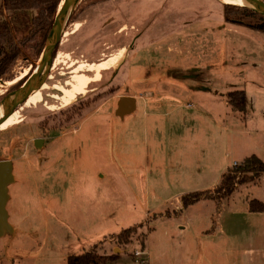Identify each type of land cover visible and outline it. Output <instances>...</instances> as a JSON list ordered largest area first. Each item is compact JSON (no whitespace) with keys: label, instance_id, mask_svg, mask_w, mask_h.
I'll return each mask as SVG.
<instances>
[{"label":"rangeland","instance_id":"rangeland-1","mask_svg":"<svg viewBox=\"0 0 264 264\" xmlns=\"http://www.w3.org/2000/svg\"><path fill=\"white\" fill-rule=\"evenodd\" d=\"M225 4L236 3L78 1L49 86L0 128V160L14 162L8 210L19 232L0 237V264H68L85 251L120 257L114 264H177L181 255L192 264H234L232 247L263 213L238 200L226 234L195 249L199 219L220 207L202 204L192 221L193 210L177 217L174 202L177 188L208 182L197 165L211 171L230 139L232 171L239 151L258 150L259 136L241 133L264 128V33L227 22ZM44 51L29 75L31 63L20 58L0 79V101L30 86ZM237 92L246 114L233 103ZM122 97L133 98L135 109L122 108L121 116ZM239 185L246 195H264V181Z\"/></svg>","mask_w":264,"mask_h":264},{"label":"trees","instance_id":"trees-1","mask_svg":"<svg viewBox=\"0 0 264 264\" xmlns=\"http://www.w3.org/2000/svg\"><path fill=\"white\" fill-rule=\"evenodd\" d=\"M60 3L61 0H4L0 4L2 17L0 21V79L11 70L20 58L29 60L31 63L30 71L25 76L33 71L37 60L40 59L45 49ZM223 12L227 22L244 25L264 33V15L258 11L237 4H225ZM22 79H17L16 82H22ZM237 93L240 94L241 99L233 103L237 104V110L245 111L244 94ZM233 98L234 95H231V103L234 101ZM263 174L264 160L252 155L240 165L236 164L232 171L224 174L221 184L214 191L185 196L183 197L184 204H193L202 198L212 196L218 199L226 198L235 191L238 184L253 182ZM249 209L253 213H264V202L254 198L249 202ZM131 231L128 229L125 232L130 233ZM119 258L114 255H100L92 251L70 255L68 264H113Z\"/></svg>","mask_w":264,"mask_h":264},{"label":"crops","instance_id":"crops-1","mask_svg":"<svg viewBox=\"0 0 264 264\" xmlns=\"http://www.w3.org/2000/svg\"><path fill=\"white\" fill-rule=\"evenodd\" d=\"M258 32L260 33L261 31H258ZM225 103L228 105L227 102H225ZM189 105H190V107H193L192 103ZM246 111H247V108L245 111H241V113L246 114ZM253 124H255V123H253ZM263 129H264L263 127L257 126V127H255L254 130H245L241 133V135L243 137H244V135H249L250 137L258 135L259 136V138H258V150L257 151L252 150L254 153L251 155H244L245 151L244 152L239 151L237 154H239V156L241 158L237 160L238 163L244 162L243 159H246V157H250L252 155H256V156H258L264 160V152H263L264 151V131H263ZM231 150L234 152V148L231 146V140L229 139L228 144H227V151L225 154V159L221 163H219L218 165L213 167L211 171H208L207 166H205V165H200V164L197 165L196 174L198 177H200L202 179L206 175L210 174V178H209L208 182H206V183L199 182V184L195 188H192L191 190H188L185 188V190L178 191V188H177V192L181 193L180 194L181 196L178 195L179 193H177V198L174 201L175 204L177 205V217L183 216V214H185V215L188 214L189 209H191V210H193V212L191 213L192 221H195L194 216L197 212V208L199 206H205L202 204H210L216 208L220 207V211L218 213H216V212L211 213V216H209V217H207L209 213H206L205 217L202 218V216H203L202 215L201 218L199 219V221L201 222L200 226L202 224L203 225L196 232V234L193 238L195 249L201 248L200 243L199 244L197 243L198 241L202 242L206 238H211V240H218V239H221L226 234L227 227H229V225L232 224V221H230L229 217H231V219H233L235 216V213L232 211V207L238 200L244 199V203L248 206L249 211H250V209H249L248 202H250L252 199H254V198L258 199L257 197H259V198H261V201L264 202V195L263 196L260 194H258V195H255V194L246 195L244 189L238 190L242 186V185H239V187L237 186L235 191L230 196H228L226 198L218 199L215 196H212V198H202L201 200H199L193 204H189V205L184 204L183 197L188 196V195L193 194V193H203V192H208V191H214L221 184L224 174L228 173L232 167V165H230L229 160H228V158L230 157ZM181 168H183V166H181ZM143 169H146V168L142 167L141 174L149 175V173L147 171H145V172L142 171ZM120 171L124 176H128V174L125 172L124 169H122ZM100 175L106 176V173L101 172ZM260 181H264V174L257 177L253 182H250V183L248 182L247 185L256 186V184L259 183ZM242 190H244V192H241ZM238 194H240V195H238ZM163 199L168 200V199H170V197L163 198ZM168 202H166V203H168ZM262 215H264V213L259 215V216L262 217ZM186 220H187V218H184L182 221H186ZM259 222L260 223H255L256 226L255 225L251 226V228L247 231V234L242 236V238H241L242 244H240L238 241L237 245H234L232 247L233 253L236 256V259L234 260V264H264V221H259ZM211 223H212V226L210 227ZM214 225H216V226H214ZM244 225H247V223ZM244 225H242L241 227H243ZM14 226L17 229V233L14 237L11 238L12 240L15 239L19 233L18 228L16 227L15 224H14ZM179 229L180 228L177 227V232L179 231ZM181 229L186 230L187 227H186V229H185V227L181 228ZM183 233H185V232L178 233L177 236L179 237ZM117 236H119V234L114 236L113 240ZM226 241H225V243H226ZM215 244H216V247L218 249L219 244L218 243H215ZM132 245L133 244H131V246ZM95 246H96V244H95ZM145 247H146V244H145ZM107 255H109V254H107ZM69 257H70V255L67 257V260ZM187 261L190 264H192V260H188L183 255L177 257V264H184Z\"/></svg>","mask_w":264,"mask_h":264},{"label":"water","instance_id":"water-1","mask_svg":"<svg viewBox=\"0 0 264 264\" xmlns=\"http://www.w3.org/2000/svg\"><path fill=\"white\" fill-rule=\"evenodd\" d=\"M80 0H63L58 13L55 17L54 24L51 28V31L48 35L46 44H45V56L50 62V68L46 76L43 79L42 84L35 90L31 97L22 103L14 112L6 116L4 119L0 120V128L8 123L11 119L16 117L18 114L23 113L31 105H33L43 94L45 89L49 86V82L53 76L56 54L55 49L58 45L60 36L63 32L64 27L67 24L69 15L74 8V6ZM241 6L251 7L252 9L260 12L264 15V0H258L259 7L253 8L250 4L242 3L238 1ZM126 108L127 112L130 113L135 109V101L131 97H122L119 101L118 114H121V109ZM44 142L43 139H37L35 145L39 147ZM16 181L14 174V162L12 160H0V237L10 236L14 237L17 233V229L14 224L10 221V213L8 210V203L10 200V186Z\"/></svg>","mask_w":264,"mask_h":264},{"label":"bare ground","instance_id":"bare-ground-1","mask_svg":"<svg viewBox=\"0 0 264 264\" xmlns=\"http://www.w3.org/2000/svg\"><path fill=\"white\" fill-rule=\"evenodd\" d=\"M229 3H239V0H224ZM242 3H247L252 5L255 8L259 7L258 0H240ZM50 68V62L48 58L45 56L43 60V64L39 67V69L35 72L32 77V82L30 86L26 90H17L8 94L4 99L0 101V120L4 119L6 116L10 115L14 112L22 103L27 101L32 93L38 89V87L42 84L44 77ZM15 82V81H13Z\"/></svg>","mask_w":264,"mask_h":264},{"label":"built area","instance_id":"built-area-1","mask_svg":"<svg viewBox=\"0 0 264 264\" xmlns=\"http://www.w3.org/2000/svg\"><path fill=\"white\" fill-rule=\"evenodd\" d=\"M236 164H237V163H236ZM144 253H145L144 250H138V251H136V255H137V256H142ZM140 261L143 262V263L145 262V260H143V259L140 260Z\"/></svg>","mask_w":264,"mask_h":264}]
</instances>
